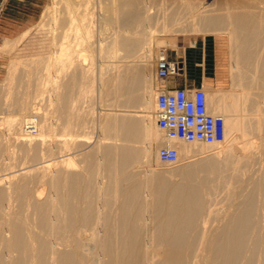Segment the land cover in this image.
<instances>
[{"label":"bare ground","instance_id":"6f19581e","mask_svg":"<svg viewBox=\"0 0 264 264\" xmlns=\"http://www.w3.org/2000/svg\"><path fill=\"white\" fill-rule=\"evenodd\" d=\"M105 1L100 28L115 34L113 53L117 49L132 52L139 43L129 37L127 27L155 23L157 13L150 15V8L144 11L148 15L143 19L140 13L142 3L156 0ZM207 1L178 0L159 17L164 26L184 22L192 31L224 30L233 40L235 56L243 66L235 67L238 72L232 91H207L202 85L208 112L224 120V139L217 143L216 156L192 160L196 150L206 146L168 139L157 125L163 133L162 144L155 110V118L102 119V130L112 129L116 137L130 143L144 139L149 146L143 151L130 146H98L101 161L89 166L84 175L65 177L56 172L47 181L50 196L46 199H42L44 189L32 196L23 183H15L12 190L18 192L19 211L12 214L7 207L8 218L0 223V229L4 226L9 233L6 238L0 233L4 250L0 264H264V0H229L225 5ZM76 4L77 0H66L70 10ZM97 48L96 57L100 58L102 48ZM161 51L165 50H160L154 61L156 79ZM147 52L143 65L148 70L152 56ZM78 61L85 65L86 57ZM142 71L124 68L117 72L107 93L120 95L126 107L137 104L147 108L154 102L156 106L153 91L145 95L140 92ZM35 123L34 118L25 119L21 129L24 136L36 135L39 125L35 127ZM161 144L175 148L180 163L139 178L133 169L140 156L152 161L154 147ZM59 163L72 161L62 159ZM53 165L56 163L43 164L44 176ZM93 169L102 170L107 179L106 185L97 188L103 197L96 212L93 199L86 198L91 192ZM225 186L228 203L224 212L206 213L208 199ZM5 190L0 189V207L3 196H8ZM142 190L147 199L141 197ZM260 196L263 204L258 215ZM22 210H30L35 216L36 231L31 234H26L28 220ZM144 214L150 218L147 226L141 221ZM89 227L92 229L85 235ZM67 233L68 248L57 250L54 244L65 243Z\"/></svg>","mask_w":264,"mask_h":264},{"label":"rangeland","instance_id":"374dc122","mask_svg":"<svg viewBox=\"0 0 264 264\" xmlns=\"http://www.w3.org/2000/svg\"><path fill=\"white\" fill-rule=\"evenodd\" d=\"M105 2L77 0V4L70 10L66 0H0V189H6L8 193L7 198L4 195L1 202L0 223L8 218L7 207L12 214L19 211L18 192L12 190L15 183H23L32 196L39 189H44L42 199H46L50 196L47 181L56 172L65 177L84 175L89 166L101 161L102 156L96 153L98 146H130L140 151L149 146L144 139L132 143L122 141L115 136L114 130L106 131L99 127V121L106 117L155 118V102L147 108L137 104L126 107L121 104L120 95L116 97L107 93L112 87L113 76L122 69H144L145 73H141L143 89L140 92L145 95L153 91L156 100L158 87H167L170 84V78L164 81L155 78L154 61L157 53L165 50L167 57L176 61L187 52L193 57L194 72L187 75L195 83L193 87L204 85L207 91H222L223 94L232 91V81L237 79L238 72L235 67L243 65L235 56L233 40L227 37V31H192L184 22L164 26L159 14L162 10L171 8L178 0L144 2L140 17L143 19L148 15L144 11L150 8V15L157 13L156 24L139 26L133 23L128 26V35L139 43L138 49L130 53L117 49L113 53L111 44L115 34L111 29L100 28ZM207 2L225 5L229 0ZM75 23L80 26L76 27ZM99 45L102 48L100 58L96 57ZM148 50L151 51L152 67L147 70L143 60ZM83 56L86 57V63L81 66L78 60ZM90 57L94 58L93 61ZM97 63L102 66L97 67ZM208 64L211 65L210 68ZM12 67L15 69L11 72ZM180 73L181 71L173 77H180ZM100 77L102 83L99 84ZM27 118H34L38 122L35 127L41 126H38L36 135H23L21 129ZM155 126L163 144V133L157 124ZM21 137L29 140H22ZM99 137L104 138L99 140ZM162 144L154 147L152 161L140 156L133 169L139 178L154 170L165 171L178 166V161L168 165L157 161V149ZM196 144L206 147L196 150L192 160L216 156L217 143ZM261 158L264 163L263 156ZM62 159L72 163H59ZM185 161L188 160L183 162ZM46 162L56 165L44 176L42 167ZM92 171L91 192L86 198L93 199L96 212L97 206L101 204L100 197H103L97 193V188L106 185L107 179L102 170ZM230 185L232 188V183ZM226 186L208 199L206 213L224 212L228 203ZM141 197L147 199L148 195L142 190ZM262 204L263 197L260 196L258 215H261ZM22 211L21 214L28 220L26 234H31V231H36L35 216L30 210ZM141 221L149 225L150 218L144 214ZM91 229L89 227L83 233L89 235ZM0 231L4 238L9 236L4 226ZM64 236L65 243L54 244L57 250L68 248V233ZM85 244L91 245V242ZM3 251L0 246V252Z\"/></svg>","mask_w":264,"mask_h":264},{"label":"built area","instance_id":"2783aa9c","mask_svg":"<svg viewBox=\"0 0 264 264\" xmlns=\"http://www.w3.org/2000/svg\"><path fill=\"white\" fill-rule=\"evenodd\" d=\"M179 71V63L161 51L156 60V77L164 81ZM155 116L158 127L168 139L206 144L219 143L224 139V120L220 115L208 112L202 85L159 88ZM177 156V150L167 146L160 147L157 153L159 161L167 164L174 163Z\"/></svg>","mask_w":264,"mask_h":264},{"label":"crops","instance_id":"0c3cea01","mask_svg":"<svg viewBox=\"0 0 264 264\" xmlns=\"http://www.w3.org/2000/svg\"><path fill=\"white\" fill-rule=\"evenodd\" d=\"M176 61L179 63V66H180V71H181L180 77L170 78L169 79V83L170 84H169V86H167V88H172V87H193V86H195V83L193 81H190L187 78L188 74H191V73L194 72L193 57L190 56L186 52L181 59L176 60ZM204 66L207 67L205 62H204ZM210 66L211 65L208 64L209 68H210ZM206 71L209 72V70H204V72H206ZM182 75H185L186 77H183Z\"/></svg>","mask_w":264,"mask_h":264}]
</instances>
